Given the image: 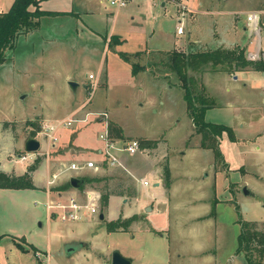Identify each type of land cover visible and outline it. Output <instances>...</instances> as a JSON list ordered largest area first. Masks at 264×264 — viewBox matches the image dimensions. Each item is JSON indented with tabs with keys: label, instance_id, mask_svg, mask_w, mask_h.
I'll list each match as a JSON object with an SVG mask.
<instances>
[{
	"label": "rangeland",
	"instance_id": "obj_1",
	"mask_svg": "<svg viewBox=\"0 0 264 264\" xmlns=\"http://www.w3.org/2000/svg\"><path fill=\"white\" fill-rule=\"evenodd\" d=\"M167 1L165 7H155L157 10L153 15L150 1L128 0L126 5L120 8L119 17L114 19L112 27L110 21L93 23L100 32L98 37L91 33L84 36L77 34L71 26V23H74L73 20L51 14L41 18L39 28L37 27L32 36L23 34L16 36L14 46L7 53L8 59L14 58V67L9 62L0 63V127L3 129L0 132V135H3L0 143L5 141L11 145L12 141L23 139L33 133L37 134L44 119L51 117L43 116V114L51 113L60 117H54L51 120H61L79 112L83 115L86 109H90L94 111L86 115L85 121H76L69 129L73 133L81 130L80 133L88 137L96 132L95 127L100 124L97 108L105 107L110 110V117L113 120L122 125L127 133L137 136L140 143H143L141 152H136L133 156L129 154V159L132 160L133 157L134 167L125 166L126 169L129 166L131 174L122 166L101 170L103 173L110 174L108 184L111 189L121 188L126 192L138 194L140 185L135 175L139 176L153 163L159 165L158 175L163 184L167 179L164 174L166 164L171 175L170 158L173 174L177 178L187 173L198 172V163L201 160L199 158L207 160L210 152L206 150L207 155L203 154L198 156L199 158L180 154L182 150L192 146L190 144L194 142L197 135L190 136L193 127L187 112L183 88L177 74L168 66L169 55L167 56L166 52L160 55H149L147 62L152 63L146 69L138 71L136 76L130 77L128 62L112 51V43L108 47L110 34L125 37L123 49L128 52L146 45L159 44V46L167 47L168 40L159 34L158 29L151 37L149 36V28H157L161 25L170 34L175 32L179 22L178 14L177 18L175 16L176 12H179L176 1L182 3L184 1ZM8 2L9 0H0V7H6ZM92 3L96 4L98 9L99 0H92ZM42 5L44 8L64 6L60 0H46L42 2ZM100 5L107 6L110 10L116 7L110 0H101ZM122 11L124 15L120 17ZM188 11L189 9L186 13ZM103 13L105 15L104 11ZM182 20L185 28L186 20ZM104 34L108 37L105 50L102 43ZM261 35L264 36V31H261ZM85 36L88 37L87 41L82 40ZM43 38L45 39L44 51L41 55L37 51L28 54L30 48L39 47ZM184 38H186L185 34L179 35L180 41ZM207 38L206 45L214 47V39L210 36ZM106 55L107 58L104 60ZM100 60L101 65H105L108 83L105 82L104 75L94 80L97 86L90 96L91 86L87 74H99ZM29 64L32 65L30 68ZM189 74L193 80L195 79V83L192 81L193 87L199 86L198 70H189ZM43 75L46 78L45 81ZM31 79L39 81L31 85ZM69 81L77 83L75 90L70 87ZM84 81L87 82L86 88L83 85ZM71 104L76 105L69 111L68 107ZM79 106H82L83 112ZM22 115L28 118H15ZM29 120L34 123L30 124ZM111 126L117 136L124 137L120 134L118 124L112 121ZM111 126L109 124V127ZM138 134L144 136H138ZM68 135L69 131L63 138ZM221 150L225 153L224 158L229 167L223 169L220 177L217 178L216 194L221 200L216 204L213 217L194 223L188 228L181 227L180 222L176 221L192 219V216L188 215V210L184 212L181 209L171 208L169 215L166 210L153 214L152 218L157 224H169V227L162 224L160 231L164 232L163 236L161 234L153 236L149 233L147 230L149 219H146L145 210H142L140 221L132 224L129 229L124 228L123 231L107 232L105 224L98 218L85 223L81 222L83 240L92 241L93 248L100 251L99 256L95 254V249L85 247L66 256L67 247L61 239L68 231L77 232L78 228L68 220L62 221L57 218L48 222L45 204L33 203L37 195L35 191L0 188V264H35L37 250L33 252L29 247L31 244L44 247L49 253L52 264H106L103 258L105 256L111 258L110 254L115 248L122 254L133 257V264H250L242 251L236 252L237 235L241 226L238 219L264 221L263 170L255 165L257 162L253 163L256 157L251 153L241 156L227 136H224L221 141ZM71 151L73 152L74 149ZM142 151L151 156H144ZM17 152L16 148L6 149L5 156L8 160L14 156L17 159ZM52 154V152H46L44 155L36 154L32 159H25L23 163L26 169L23 173L28 172L31 180L34 181L30 173L33 170H29V167L31 165L37 167L43 156L49 159L50 155L53 156ZM139 155L143 157H138ZM84 157L69 156L66 158L68 163L61 162L59 165H53L51 170L56 169L57 171L53 172H59V177L63 176L64 172H67L65 168L69 162L74 159V161L82 162ZM241 165L244 170L241 169ZM95 172L98 171H88V173ZM188 182L189 179L182 178L177 182L181 184L176 188L177 195L174 202L179 208L187 199L185 197L189 191L184 188L185 184L187 187ZM101 185L102 183H98V187ZM245 186L248 193L243 190ZM48 188L52 191L58 189L53 183L48 184L46 181V191ZM98 191L101 190L98 189ZM86 197L85 201L88 200V196ZM101 209H103L102 206ZM133 215L135 216L133 220L138 218L137 215ZM14 238L25 247H29V251L21 250L15 244ZM169 248L171 251L182 252H178L180 255L177 252L171 254L168 251ZM41 252L44 253V251ZM253 255L260 264H264V250L255 249Z\"/></svg>",
	"mask_w": 264,
	"mask_h": 264
},
{
	"label": "crops",
	"instance_id": "obj_2",
	"mask_svg": "<svg viewBox=\"0 0 264 264\" xmlns=\"http://www.w3.org/2000/svg\"><path fill=\"white\" fill-rule=\"evenodd\" d=\"M63 3V7L61 8H53V6H49L44 8L42 2H46V0H38V8L46 11L44 14L40 15L36 20H38L36 26L33 28L23 31L19 33L17 36L23 34L32 36L37 27L39 28L41 18L46 14H51L55 16L68 17L73 20L74 23H71L72 29L75 30L77 34L87 35L89 33L98 37L99 31L95 28V21L105 20L106 22L110 21L111 27L114 24V19L119 17L120 8L125 6L126 3L122 6H116L113 10L107 9V6L101 7L99 0L98 9L97 5L92 3V0H60ZM153 8V15L157 10V6L165 7L167 5V0H148ZM174 1V0H172ZM184 3L188 6L189 11L185 14L183 18L186 20V27L184 28L183 33H178L175 28V32L170 34L169 31L164 29V27L158 26L157 28L151 27L149 28L150 33L149 36L153 35L156 29H158L159 34L162 37H166L168 40V46L162 47L159 44H155L154 46H145L142 48H138L132 50V52L126 51L123 49L124 42L126 38L122 35L118 34H110V39L108 41V47L112 45V51L116 53L119 57H121L124 61L128 62L129 65V75L130 77L136 76L138 71L146 69L148 65L152 62H147L149 59V55L153 54H161L162 52H166L167 56L173 49L183 50V51H200L207 50L216 47L223 48H244L245 54L247 58H259L262 57L264 59V36L261 35V31H264V25H259L256 30L253 29V25L248 23L246 15L253 10H263L264 11V1L259 0H183ZM13 0H9L6 7H0V11H5L9 8ZM66 3V4H64ZM93 4V5H92ZM263 6V7H261ZM150 7V6H148ZM34 8V6H32ZM105 12V15L103 13ZM178 12H176L177 18ZM124 11L121 12V16L123 17ZM132 17V16H131ZM125 18V17H124ZM81 32V33H80ZM185 34L186 38L183 40H179V35ZM80 36V35H78ZM207 36H210L214 39V47H210L206 45L208 40ZM87 36L82 38L83 41H87ZM108 39L107 34L102 36V43L104 45L105 50V42ZM50 40V39H49ZM45 39L43 38L40 41V45L38 48H30V52L28 54H33L37 51V53H41L44 51L43 42ZM103 50V51H104ZM108 50V48H107ZM27 54V55H28ZM170 56V55H169ZM7 56L4 61L0 62L1 64L9 62L12 67L15 65L14 58L8 59ZM104 57V60H106ZM42 58L40 59V61ZM103 64V63H102ZM140 66L139 70L134 73L132 72L133 65ZM32 65L29 64V68ZM49 68V65H46ZM206 66V67H205ZM207 66L209 68H207ZM105 65H101V60L99 62V74H93L92 78H89V82L91 80H97L102 75H104L105 82L108 83V74L105 70ZM19 70V68H17ZM189 70H198V78H199V86L193 89L196 92H200L205 101L209 104V107L206 108L204 112V119L206 121L215 122V123H223L225 125L230 126L233 129L234 140H231L227 132L222 131L220 137L218 138V146L221 150V141L224 136H227V139L231 144H233L236 148V151L242 156L247 155L246 153H251L252 156L256 157L253 163L257 162V166H260L263 170L264 174V70L262 69H252V68H234L232 67H223L221 65L213 66L210 64L204 65L199 69H191ZM173 71V70H172ZM20 72V71H18ZM71 76V75H69ZM192 77V76H191ZM44 81L45 76L43 75ZM39 80L31 79V85H34ZM192 81L195 83V79ZM84 87L86 88L87 82L84 81ZM76 104H71L68 107L70 111ZM82 105V103H81ZM187 108V107H186ZM79 109H82V106H79ZM67 110V111H68ZM85 110V109H84ZM98 111H106L107 112V123H108V135L109 138L112 139L117 144L121 142H127L130 139L136 138L137 136H133L126 132L124 127L117 123L110 117V110L105 107L97 108ZM86 111H90V109H86ZM94 111V110H91ZM83 112V111H82ZM83 112V115L84 113ZM78 114H81L80 112ZM38 115V114H35ZM34 116V115H32ZM31 116V117H32ZM43 116H51L45 118L44 122H53L56 120L54 117H59L54 114H43ZM28 118V116H18L16 119ZM60 118V117H59ZM111 118V119H110ZM59 120V119H57ZM104 118L102 116L99 117V123L102 124L96 126V132L94 134L86 137L80 133L81 130H78L76 133H73L70 129V126H62L59 127L56 131L57 140L53 141L49 138H46L42 133L37 131L34 137H36L40 141V146L36 150V154L44 155L46 152L53 153L49 159H46V156H43L40 164L37 167L30 171L31 176L33 177V182L36 185V188H10V187H0L6 188L14 191H35L37 193L36 197L33 200L34 204H40L41 202H45L46 200H64L66 197L71 194H75L79 196L80 199L84 200L87 198L86 196L94 195L95 203L98 206V212L92 213L87 212L85 217L78 220H68L73 223V226H76L78 229L77 232L68 231L66 236L61 239V242L65 245L71 241H82L83 244L79 246L77 249L73 250L71 253L66 251V256L72 255L75 251L82 249L85 247L87 249H95L93 248L92 241L83 240L82 237L83 228L81 222H88L95 220L98 218L100 222L105 224V229L107 230L106 223L111 220H115L118 217L126 218L133 214L137 215L138 218L132 220L126 229L132 227V224L140 221V217L142 215V210L146 211V219H149L148 229L149 233L153 236L156 234L164 235L163 231H160L162 224H165L169 227L168 223L157 224L154 222L155 220L152 218L153 214H158L160 212H164L166 210L169 215V210L171 208L177 210L181 209L184 212H188V215H191L192 219H187L184 221L176 220L178 223L180 222L181 227H191L194 223L203 222L205 219H209L208 217H213L215 215V207L220 198H218L216 194L217 188V178L220 177L223 169H228V162L224 158L225 153H222V160L218 161L215 158V154L212 148L202 146L201 143V134L196 132L194 123L191 120V125L193 130L190 136L197 135L195 137L194 142L190 145L191 147L185 148L182 150L180 154L183 156H192L193 158L201 156L203 154L207 155L208 150V159H201L200 163H198L199 171L196 173H187V175L179 176L182 179H189L187 183V187L185 184L184 190H188L189 193L187 195V199H185L181 208L177 207L174 200L176 197L175 191H177V184L180 178H177L173 174V167L171 158L170 160V170L171 175H168L169 185L166 186L165 182L162 184L161 177L158 175L159 168L154 163L150 165L147 169L142 171L139 176L135 175L137 181H139L140 190L138 194L132 192H126L124 190L111 189L108 184L104 188L103 181L100 182H92V183H81L79 187H74L72 185L60 188L61 184L69 181L70 176L76 175L81 177L82 175H96V176H109V173L101 172V170H107L122 166L127 170L130 165H133V157L132 160L129 159V154L133 156L136 152H141V150L136 151L134 153H130L128 151L123 150H115V154L118 157L120 163L111 164L106 157L104 152V141L100 137V134L105 129ZM119 125L120 134L124 137L117 136L116 133L112 131L111 123L112 121ZM110 121V122H109ZM83 122V121H81ZM31 124V123H30ZM109 124L111 127H109ZM2 132V127H0ZM69 131V135L65 138L63 136L67 134ZM72 132V133H71ZM138 136H144L138 134ZM3 135H0L2 138ZM147 137V136H145ZM27 137L23 139H18L16 141H12L11 145H8L5 141H1L0 143V169L6 172H13L15 174H21L25 171V159L19 160L11 158L8 160L5 156L6 149L10 150L12 148H16L18 150V154L22 153L24 150V141ZM137 139V138H136ZM139 141V140H138ZM140 148L141 143L139 141ZM6 148V149H5ZM3 149V150H2ZM5 149V150H4ZM71 149H74L72 152ZM78 151V152H75ZM128 154H126V153ZM143 153V151H142ZM17 154V155H18ZM144 156H151L148 153H143ZM69 156H73L75 158H81L86 156L87 158L82 159L81 161H85L87 159H93L97 168L93 169H85L80 171H73L71 169H65V175L58 176L53 184L58 189L55 191L48 190L46 191V181L50 178V173L53 171H57L56 169H52L53 165H59L61 162H67L66 158ZM37 157V156H36ZM138 157H143V155H139ZM75 160V159H74ZM73 160V161H74ZM258 160V161H257ZM14 162V164H12ZM24 162V163H23ZM72 162V161H71ZM69 162V164L71 163ZM29 163H31L29 161ZM169 163V161H168ZM223 164V165H222ZM125 165H129L126 166ZM132 167V168H133ZM156 167V168H155ZM21 168V169H20ZM244 167L241 165V169ZM134 169V168H133ZM20 170V171H18ZM89 170H96L98 172L88 173ZM244 170V169H243ZM131 174V172H130ZM47 179V180H46ZM140 179H148L150 183L148 185H144L141 183ZM183 182V181H182ZM56 183V184H55ZM98 183H102L101 187H98ZM98 189L101 191L99 192ZM179 189V187H178ZM141 190H143L141 192ZM180 190V189H179ZM182 190V189H181ZM248 190V189H247ZM107 191L108 202L106 205H102L101 201V192ZM101 206L103 209H101ZM46 208V207H45ZM101 209V210H100ZM209 209V210H208ZM212 211V212H211ZM103 213V218L99 217L100 213ZM213 213V214H212ZM46 216L48 222L52 220L60 219L56 213L50 212L46 209ZM62 220V219H61ZM81 220L80 222H78ZM67 221V220H62ZM177 223V224H178ZM188 224V225H187ZM187 225V226H185ZM124 228L121 226L116 228L115 230H107V232H116L123 231ZM133 231V229H132ZM16 239V238H15ZM36 247L37 251H45L44 247H40L38 245L32 244ZM63 248H65L63 246ZM29 251V248H27ZM169 253L173 254L175 252H182L178 250L171 251L168 249ZM100 253L99 249H95V254L98 255ZM180 255V253H178ZM111 255V254H110ZM99 256V255H98ZM127 256V255H126ZM36 257V256H35ZM110 257V256H109ZM109 257H104V262L106 264H110ZM131 257V256H129ZM132 262H133V257ZM35 264H39V261L36 258ZM47 264H52L51 258L48 259Z\"/></svg>",
	"mask_w": 264,
	"mask_h": 264
},
{
	"label": "trees",
	"instance_id": "obj_3",
	"mask_svg": "<svg viewBox=\"0 0 264 264\" xmlns=\"http://www.w3.org/2000/svg\"><path fill=\"white\" fill-rule=\"evenodd\" d=\"M34 6V8H32ZM38 8V0H13L9 8L5 11H0V62L4 61L7 57L8 51L14 46L16 36L36 26L40 15L44 14ZM168 66L173 70L180 79L181 87L183 88V96L186 101V107L189 117L194 123L196 132L201 134L202 146L210 147L213 149L216 160H222V153L218 146V138L222 131H226L228 137L234 140L233 129L223 123H215L206 121L204 119V112L209 104L204 100L202 94L193 89L192 77L189 74V68L199 69L204 65L210 64L213 66L221 65L223 67L234 68H252L264 70V59L247 58L244 48H223L216 47L200 51H183L173 49L169 54ZM140 66L135 64L132 67V72L136 73ZM29 123L34 121L29 120ZM33 133L32 135H34ZM143 143H141V146ZM36 165H31L29 170H34ZM164 174L167 176L165 185H169V167L164 166ZM83 183H92L103 181V186L106 187L107 180L110 176H96V175H82ZM70 182L66 181L61 184L60 188L70 186ZM82 186V185H81ZM0 187L10 188H36V185L31 180L28 172L23 174H15L13 172H6L0 169ZM109 193L106 191L101 192L102 205L108 202ZM134 215L126 218L118 217L115 220L106 223L107 230H115L118 227L127 228L128 224L134 219ZM240 223V230L237 235L238 246L236 252L242 251L245 254L247 261L250 264H260L255 259L253 252L255 249L264 250V221L258 222L256 220L238 219ZM15 239V238H14ZM15 244L21 250L31 248L36 251L34 245L25 247L15 239Z\"/></svg>",
	"mask_w": 264,
	"mask_h": 264
},
{
	"label": "built area",
	"instance_id": "obj_4",
	"mask_svg": "<svg viewBox=\"0 0 264 264\" xmlns=\"http://www.w3.org/2000/svg\"><path fill=\"white\" fill-rule=\"evenodd\" d=\"M112 4H115L116 6H122L126 3V0H110ZM176 7L178 12V24L176 25V31L178 33H183L184 31V25H183V18L185 17L186 11L188 10V6L180 1H176ZM248 23H251L256 29L259 25H264V11L263 10H253L250 11L246 15ZM89 78L93 77L92 73L88 74ZM90 96L92 95L94 89L97 86V82L92 80L90 81ZM91 111H86L84 115L81 114H75L73 116H69L64 119H59L53 122H44L42 123L41 129L38 131L39 133H42L46 138H49L51 140H56V131L59 127L62 126H71L76 121H85L86 115H89ZM99 115L104 118V124L105 129L100 134V137L104 141V152L106 154L107 159L111 164L113 163H120L118 160V157L115 154V150H125L130 153H134L136 151L142 150L140 148V144L138 139L133 138L130 139L127 142H121L120 144H117L112 139L109 138L108 135V123H107V112L106 111H99ZM36 155V151H25L24 153H20L17 156V159L24 160L28 158H33ZM98 166L94 162L93 159H87L82 162L72 161L65 169H71L73 171H80L85 169H93L97 168ZM60 173L59 172H52L50 174V178L47 180L48 184H52L55 182L56 178L58 177ZM141 183L144 185H148L150 181L148 179H140ZM49 190V188H48ZM47 190V191H48ZM94 195L88 196V200L84 201L79 198V196L75 194H71L70 196L66 197L64 200L57 199V200H46L44 202L45 207L48 211L56 213V215L62 219V220H78L85 217L87 212H98V206L97 203H95ZM35 256L37 260L40 262V264H47L49 259V253L47 251H44L42 253L41 251H36Z\"/></svg>",
	"mask_w": 264,
	"mask_h": 264
},
{
	"label": "water",
	"instance_id": "obj_5",
	"mask_svg": "<svg viewBox=\"0 0 264 264\" xmlns=\"http://www.w3.org/2000/svg\"><path fill=\"white\" fill-rule=\"evenodd\" d=\"M69 85L72 89L75 90L77 83L75 81H69ZM39 146H40V141L36 137L30 135L25 139L23 148L26 151H36L39 148ZM69 182L72 186L79 187L83 182V179L79 176L72 175L69 178ZM243 190L245 193H248L246 186L244 187ZM99 217L103 218L102 212L99 214ZM82 244H83L82 241H71L65 244L67 247L66 251L68 253H71L73 250L77 249ZM110 264H133V262L131 257L122 254L119 249L115 248L112 250L111 253Z\"/></svg>",
	"mask_w": 264,
	"mask_h": 264
}]
</instances>
